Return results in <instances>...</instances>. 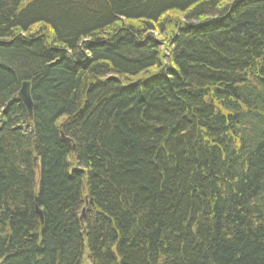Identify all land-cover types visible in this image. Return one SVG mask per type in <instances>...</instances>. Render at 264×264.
Masks as SVG:
<instances>
[{"label":"trees","instance_id":"1","mask_svg":"<svg viewBox=\"0 0 264 264\" xmlns=\"http://www.w3.org/2000/svg\"><path fill=\"white\" fill-rule=\"evenodd\" d=\"M0 264H264V0H0Z\"/></svg>","mask_w":264,"mask_h":264},{"label":"water","instance_id":"2","mask_svg":"<svg viewBox=\"0 0 264 264\" xmlns=\"http://www.w3.org/2000/svg\"><path fill=\"white\" fill-rule=\"evenodd\" d=\"M18 99L23 103V105L26 107L30 118H33V101L31 98V83L30 82H24L22 84L21 90L18 94ZM36 213L40 216L42 219V212L36 207ZM6 238V236H4Z\"/></svg>","mask_w":264,"mask_h":264},{"label":"bare ground","instance_id":"3","mask_svg":"<svg viewBox=\"0 0 264 264\" xmlns=\"http://www.w3.org/2000/svg\"><path fill=\"white\" fill-rule=\"evenodd\" d=\"M27 113H28V112H27ZM33 114H34V112H33ZM28 116H29V113H28ZM29 118H30V116H29ZM61 137H62L65 141H68V140L65 138L64 133L61 134ZM71 150H72L73 154H75V153L77 152V148H76V146L71 145ZM84 212H85V210H83L82 216L84 215ZM42 217H43V213H42Z\"/></svg>","mask_w":264,"mask_h":264},{"label":"rangeland","instance_id":"4","mask_svg":"<svg viewBox=\"0 0 264 264\" xmlns=\"http://www.w3.org/2000/svg\"><path fill=\"white\" fill-rule=\"evenodd\" d=\"M24 2H28L29 0H23Z\"/></svg>","mask_w":264,"mask_h":264}]
</instances>
